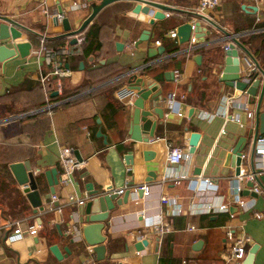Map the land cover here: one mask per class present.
Returning a JSON list of instances; mask_svg holds the SVG:
<instances>
[{"label": "crops", "instance_id": "1", "mask_svg": "<svg viewBox=\"0 0 264 264\" xmlns=\"http://www.w3.org/2000/svg\"><path fill=\"white\" fill-rule=\"evenodd\" d=\"M93 1L99 0H0V13L22 26L12 39L21 43L17 52L0 59V264H227L224 262L227 225L237 230L243 228L249 234L246 250L256 243L251 264H264L263 187L254 191L255 195L242 194L244 198L254 197L248 208L233 204L230 205L233 209L226 211L199 212L192 208L203 199L231 197L236 176L233 165L225 161L226 153L239 135H246L249 140L247 134L253 125V118L246 116L243 107L250 96L220 79L224 63L222 31L187 11H200L198 0H156L172 8L152 21L150 13L133 9L136 0H111L76 33L80 50L68 51V36L58 35L61 24L52 19L56 6L59 5L61 14L73 28L90 12ZM251 4L256 5L254 11L246 9ZM200 12L226 30L239 32L238 38L264 68L261 50H257L260 36L243 41L249 33L263 28L253 25L264 20V0H220L214 8ZM193 18L199 20L205 32L195 38L203 40L188 49L189 40L180 43L169 31ZM92 22L99 26L101 45L83 54L84 33ZM143 29H147L148 36L139 39ZM116 41L121 45L117 47ZM0 42L10 46L11 38H0ZM40 43L67 47L66 53L58 56L62 73H48L49 89L56 83V93L51 94L56 97L50 100L54 104L49 113L43 108L44 94L38 79L39 70L46 72L49 66L38 63L30 53ZM159 45H163L160 52L156 49ZM174 45L177 47L172 50ZM197 53L201 54L199 60L195 59ZM243 53L239 49V55ZM166 70L173 71L172 78L165 77ZM127 71L156 82L162 94L169 93L165 100L159 101L162 116L152 112L155 124L147 140L135 139L129 133L135 89L123 97L116 94L117 88L128 86ZM226 97L232 98L231 102L225 103ZM250 102L254 112L255 102ZM218 109H225L226 115L220 112L210 117L204 115ZM260 109H264V95ZM228 114H237L242 123ZM98 128L104 136L96 133ZM192 130L198 131L199 137L189 152L188 137ZM168 142L183 148L187 155L178 162H168ZM62 146L72 147L73 153L76 149L82 163L74 169L71 181L58 180L53 184L56 198L50 201L43 169L54 166L59 175L58 152ZM21 159L28 160L34 173L41 209L32 210L21 184L8 167L10 161ZM190 165L194 170L175 181L174 175L188 173ZM240 169H248L247 163L242 162ZM198 176L211 177L217 183L215 191H194ZM126 178L131 182L146 181L149 193H129L130 199L110 210L102 228L106 235L103 256L96 258L93 252L86 259L82 236L69 241L70 235L62 230L73 222L79 228L81 222L83 202H67V196L74 194L84 201L89 197L87 181L101 190L120 186ZM163 193L177 198L160 201ZM175 202L181 205L179 212L174 211ZM56 205L60 206L58 225L63 233L51 221ZM254 210L262 214L257 216ZM158 212L170 227L162 234L144 224L147 215ZM13 219L18 220L22 234L8 240L7 222ZM29 223L37 224L35 233L26 231ZM189 224L194 228L188 229ZM141 238L146 242L135 248L133 241ZM50 243L66 254L56 258L48 248Z\"/></svg>", "mask_w": 264, "mask_h": 264}, {"label": "water", "instance_id": "2", "mask_svg": "<svg viewBox=\"0 0 264 264\" xmlns=\"http://www.w3.org/2000/svg\"><path fill=\"white\" fill-rule=\"evenodd\" d=\"M111 0H99L98 2L91 3L90 12L83 18L80 24L77 27H71L68 23L66 16L61 15L60 17L52 16L53 20H59L62 31L58 34L61 36H68L66 41L68 43V51H79L80 47L77 43L78 37L76 35L86 23L95 15L98 9L103 6L105 3ZM245 8V4H241ZM170 5H166L160 1L156 0H136L135 5L133 6L134 10H142L144 12L150 13L149 20L152 21L154 17H163L165 15L164 10L171 9ZM256 5H248L246 9L254 11ZM56 12H61L59 5L56 6ZM191 15L195 17H201L218 27L223 35L220 39L224 40L227 43V47L223 48L224 51V63L220 73V79L223 80L226 84H229L233 87L238 88L239 90L244 91L250 96V101L255 102L254 112H253V125L251 130L247 134L250 138L247 139L246 135H239L235 143L226 153L225 161L229 162L234 167V173L238 174L240 172L241 163L246 162L247 168L255 171L256 160L253 154V146L257 134L264 132V109H260V104L264 95V68L257 61L253 53L249 48L238 38L239 32H231L226 30L224 27L220 26L216 21L207 16L206 14L196 11V10H187ZM22 27L17 21L13 18L0 13V38L10 37L11 44L6 46L4 43L0 42V59L15 54L20 47L21 43L15 42L14 39L19 34L18 27ZM208 30V29H205ZM176 36L178 42H187L193 32V36L201 37L204 34V28L200 25L198 19H188L178 23L175 27ZM148 36L147 29L139 34V39H144ZM203 39H195L193 47L197 44V41H202ZM115 45L118 47L121 45L120 41H116ZM156 47L157 51L163 50V45ZM75 47V48H74ZM239 49H241L248 57L253 61L255 68L250 73L253 76V79L248 82L243 79L240 72L241 68V59L239 55ZM201 54L197 53L195 59L199 60ZM82 61L80 60L79 63ZM66 65V63H64ZM260 75H256L257 73ZM165 77L167 79L172 78L173 71L166 70L164 71ZM126 80L128 82V87L134 88L136 96L133 99L132 103L134 107L131 110V124L129 128L130 136L135 139H148V134L153 133V127L155 120H153V113H156L158 116H162L163 109L159 104V101L165 100L166 95L162 94L161 89L157 88L156 82H150L149 80H144L141 75L135 71H129L126 73ZM55 76L54 74L52 75ZM145 82V85H143ZM260 85V86H259ZM259 86V89H258ZM50 94L56 93V83L52 85ZM192 111V107L189 108V112ZM141 132H147L146 135H143ZM97 134L104 133L98 128L96 131ZM199 137V132L192 130L189 133L188 137V151L192 152L194 145ZM104 140H106L104 138ZM245 152L247 154L245 155ZM75 157L77 160H81L82 157L79 155L78 151L74 150ZM244 153V156L243 154ZM8 167L12 172L15 180L21 184L22 191L31 205L33 211L42 208L41 197L36 187V181L34 173L30 168L27 159L13 160L8 163ZM198 167L196 168V171ZM43 174L45 176L46 183L48 185V191L53 192V184L58 181L59 176L56 174V168L50 166L43 169ZM254 181H256L259 186L264 188V172L255 174ZM247 185H252L253 180H247ZM89 197L83 201L81 209V222L79 224V229L81 232L82 240L86 244H90L92 251L96 258L103 256L104 244L103 239L106 236L102 231L105 223L108 221L110 215V210L113 209L116 204L125 202L127 199H130L129 190L125 189L121 195H118L116 192H102L97 187H94L91 181L85 183ZM251 193L256 194V192L247 188H242L240 193ZM140 193V190H138ZM56 201H53L55 203ZM230 210L233 208L230 206ZM72 215V214H71ZM54 217L57 219V212L54 211ZM55 226L59 233H63L59 228L58 222H55ZM72 236L68 237L69 241H72ZM146 242L145 238L135 239L133 241V246L135 248H140L142 244ZM256 247V243H251L247 250L244 253L241 261L238 264H251L252 254ZM48 248L53 253L56 258L64 256L66 253L61 252L55 243H50ZM63 249L67 252V246H63Z\"/></svg>", "mask_w": 264, "mask_h": 264}, {"label": "built area", "instance_id": "3", "mask_svg": "<svg viewBox=\"0 0 264 264\" xmlns=\"http://www.w3.org/2000/svg\"><path fill=\"white\" fill-rule=\"evenodd\" d=\"M220 3V0H198L197 7L201 10L206 9H212L215 6H217ZM45 11V10H44ZM165 14H168V11H164ZM54 15L56 17H60L62 14L61 12H56L54 10ZM169 34L172 36L176 35V31L174 28L170 29ZM195 41V37L193 35L189 38V44L187 46L188 49L193 48V43ZM155 42H158V39H155ZM223 48L227 47V43L224 42L222 45ZM67 47L66 44H62L57 47L42 45L41 43L39 45H36L30 49V53L34 56L35 60L38 63H43L45 65L49 66L48 71L42 72V70H39L38 72V79L40 82V85L43 89L44 97H46L47 93H49L50 89L47 85L48 80V73H54V74H61L62 68L60 65V61L58 56H62L66 53ZM241 59V68L240 72L242 74L243 79L250 82L253 79V76H251L252 70L256 69L253 61L248 57L247 54L243 53L242 56H240ZM175 74L178 73L177 69H174ZM129 72V71H127ZM126 72V73H127ZM257 75V74H256ZM133 89L130 87H119L116 89V94L118 97H123L129 93H132ZM171 97L174 96V92L170 93ZM232 98L226 97L225 103L231 102ZM54 104L53 101L46 100L43 104V108L48 113L51 110L52 105ZM243 107L246 112V116L249 118H253V108L251 107V102H246L243 104ZM223 113L226 115L225 109H218L214 111L206 112L205 116H212L216 113ZM229 118L234 119L238 121L239 123H242L239 116L237 114H228ZM244 156V153H242ZM247 152H245V155ZM253 154L255 157V171H252L250 169L242 170L240 169V172L238 174H235L236 180L234 183H232V192L231 197L228 199L223 198L222 196H219L217 199H203L202 201H199L195 206L193 205V211H199V212H208V211H226L229 210L230 205H235L238 208H248L252 205L254 201V197L250 195L249 198H244L242 194L240 193L241 189L243 187H247L248 189H252L253 191L260 190L259 184L254 181V175L264 172V132L257 134L253 146ZM187 153L183 148H181L178 145L172 144L170 142L167 143L166 147V159L170 163L178 162L180 159H182L184 156H186ZM58 161L61 165V170L59 172V181H71L73 171L74 169L81 166L82 160H77L72 147L62 146L59 149L58 152ZM194 170V166L190 165L188 169V173H181L174 175V180L179 181L180 178L183 176L189 175ZM247 180H253L252 185H247ZM217 188V183L209 176H202V177H196L195 178V184L193 187L194 191H197V193H203L204 191H215ZM125 189L129 190V193L132 195H136L138 190H140L141 194L146 195L149 193V184L146 181L141 182H131L128 178L125 179L124 183L117 187H110L106 186L101 189L102 192H116V193H122ZM49 200H53L56 198L55 194L53 192L50 193ZM160 201H174L177 197L174 195H167V194H161L160 195ZM83 202L82 198L75 197L74 194H68L67 196V202ZM60 206L56 205L54 207V211L58 213ZM181 210V205L179 202H175V212H179ZM233 213V212H231ZM253 213L257 216H260L262 214L261 211L254 210ZM52 222H58L59 217L55 219V217H51ZM9 225V230L6 232V239L13 240L21 236L22 229L20 228L18 224L17 219H13L7 222ZM144 224L147 226H150V228L157 231L159 234L164 233L165 231L169 230L170 227L168 224L164 223L162 219V214L160 212L155 213L153 215H147V218L144 221ZM37 228L36 223H29L26 226V231L29 233H35ZM188 229L194 228L193 224L187 225ZM63 232L72 236V240H77L81 238L80 229L77 227V225L73 223H68L62 228ZM225 238L228 240V245L226 247L225 253H224V262L227 264H238L242 257L244 256V253L246 251L247 242L250 238L249 234L243 230V228H239L238 230L234 226L227 225L225 228ZM85 249L87 252L86 259H89L93 256V251L90 244L85 245ZM184 264V262H182Z\"/></svg>", "mask_w": 264, "mask_h": 264}, {"label": "trees", "instance_id": "4", "mask_svg": "<svg viewBox=\"0 0 264 264\" xmlns=\"http://www.w3.org/2000/svg\"><path fill=\"white\" fill-rule=\"evenodd\" d=\"M254 27H259V26H263V28L258 29L257 31L251 32L249 33L245 39H243L244 42H247L249 40L252 39L253 36H260L258 41H259V47L257 48V50H261V56L264 60V20L263 21H259L256 22L254 25ZM99 26L94 25V23L92 22L86 29L85 33H84V38H83V42H82V53L86 54L89 51H91L94 48H98L101 45V41L99 39ZM177 46L174 45L171 47L172 50H174ZM54 97H56V95H51L49 93H47L46 97H44L43 95V100L42 103L44 104L46 100L50 101L51 99H53ZM53 106V105H52Z\"/></svg>", "mask_w": 264, "mask_h": 264}]
</instances>
